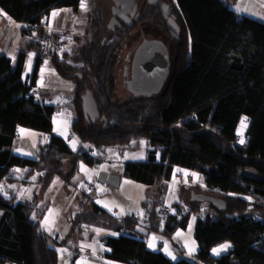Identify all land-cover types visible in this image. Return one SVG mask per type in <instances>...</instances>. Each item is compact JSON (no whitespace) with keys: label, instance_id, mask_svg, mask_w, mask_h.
I'll list each match as a JSON object with an SVG mask.
<instances>
[{"label":"trees","instance_id":"16d2710c","mask_svg":"<svg viewBox=\"0 0 264 264\" xmlns=\"http://www.w3.org/2000/svg\"><path fill=\"white\" fill-rule=\"evenodd\" d=\"M162 1L167 12L149 4L143 7L141 20L175 35L170 37L174 58L169 76L157 91L122 100L116 94L113 70L122 40L132 28L110 31L105 4L89 12L78 46L60 53L56 38L44 33L42 19L56 8L77 11L80 0H0V9L12 19L28 24L41 40L51 38L46 51L35 39L14 60L0 55V264H66L59 243L51 241L42 227L43 200L55 181L71 182L80 162L94 165L103 159L105 148L131 149L137 139L149 145L146 158L124 161V177L155 187L159 196L175 166L195 170L203 176V186L187 183L183 189L189 197L190 190L202 191L223 199L225 209L188 199L174 204V213L162 215L158 201L149 199L142 202L148 208L146 219L116 216L83 191L70 235L92 227L119 233L104 239L110 251L102 255L120 263L264 264V18L233 17L231 3L225 0ZM166 15L177 31L169 28ZM29 49L37 50V56L27 82L22 73ZM44 58L60 75L72 79L75 116L69 127L77 142L74 148L51 132L55 106L32 93ZM87 91L99 113L98 119L88 122L82 100ZM244 117L248 126L240 142L236 129ZM18 126L48 134L47 141L33 150L34 158L15 153ZM89 145L94 154L87 150ZM15 168L26 169L25 175L17 176ZM33 184L40 189L32 186L27 196L23 187ZM192 218L199 249L189 254L174 234ZM152 232L172 242L180 256L177 261L147 248ZM224 241L232 250L212 256L210 249ZM65 259L73 264L75 256Z\"/></svg>","mask_w":264,"mask_h":264},{"label":"crops","instance_id":"0c3cea01","mask_svg":"<svg viewBox=\"0 0 264 264\" xmlns=\"http://www.w3.org/2000/svg\"><path fill=\"white\" fill-rule=\"evenodd\" d=\"M80 7L81 6L79 5V8ZM64 8L66 7L53 9L47 17H50L51 19L54 18L55 16L52 15L53 12L59 13ZM83 13L86 14L84 11ZM1 23L2 26L0 25V35L2 29L5 27H9V30L5 31L8 35L7 42H3V36H0V55H5L11 60H14L17 53L21 49H24V46L28 44V41L25 40L18 42L15 34H17L18 31L31 33L32 30H25L21 25L28 24L12 19L8 13L0 9V24ZM40 38L41 36H39L36 40H40ZM55 40V47L61 46L60 38H56ZM30 53L32 54L31 57L29 56ZM36 56L37 50H27L24 71L22 73L23 80L27 81L30 79ZM49 65V60L44 58L38 66L37 77L35 79V84L32 87V93L40 102L55 106V111L51 117L52 134H56L62 138L64 137L65 140L70 139L68 144L70 145L73 143L76 146L77 142L70 133L69 127L75 116L74 107L71 102L73 85L69 86V84H67V77L60 75L54 67L50 68ZM48 77L52 78L53 81H48ZM58 79H60L61 82H59ZM66 88H69L67 93H65V90H67ZM62 91L63 94H60ZM47 138V133L24 126H18L16 129V145L14 151L20 156L34 158L35 155L33 150L37 147V145L43 144L47 141ZM136 143L137 142H134L131 150H129L131 155L127 159H123L124 153H121V150L119 151L121 155L120 160L122 159L124 162L126 160H144L146 158V149L148 146L146 141L144 142V146L142 145L138 151ZM70 147L74 148L73 146ZM87 150H90V148L87 147ZM109 161L112 160H108V165L104 164L106 162L103 161V166L98 167H90L86 164H81V166L83 165V170L81 167L79 179L80 182L86 186L85 188L92 191L91 193L94 195V202L99 207L116 216L131 214L137 216L138 218L146 219L148 217V208L144 207L142 202H146L149 199H155L158 201L156 206L157 209L166 205L170 206V213H174V204L177 202H186L190 199L189 191L182 189L184 187H188L187 183H197L203 186V176L201 173L195 170L175 166L169 181L166 183L162 195L158 196V193L156 194L155 187L147 186L140 182L126 178L123 175L121 176L120 186L116 189L117 191H115V188H111L106 183H100L97 180V172L101 169L107 171L116 170L122 174L123 162L121 165H118L117 163ZM25 170L26 169L15 168L14 172L17 176L21 177L25 174ZM176 183L178 188L174 191ZM87 189L83 191H87ZM25 199V196H22L21 200ZM77 199L78 200L76 202L73 201V204L69 209H65L64 206L61 210H59L54 207V205H56L54 203L51 205L46 204L45 211L41 219V224L44 228L46 226L45 224L50 225L45 230L50 235L51 241L59 243L58 246L60 253L63 256L62 258L74 255L75 259L73 264H77L78 261H84V264H132L109 260L104 258L102 255L103 253L110 251V247L106 245L104 239L107 236H117L119 233L108 231L103 227H92L90 230L87 228H83L82 230L76 229L70 235V232L72 231L70 227L72 222L71 218L74 217L79 209L80 196ZM194 222L195 218H192L184 229L179 228L174 234L176 241L189 254L196 253L199 249L198 243L194 237ZM150 243L153 247L149 246ZM159 243H162L160 248ZM225 244L232 247L230 242L224 241L210 249L211 255L218 257L222 254L223 251H220L219 254H214L212 250ZM146 246L151 251L162 252L172 261H177L180 257L179 254L175 252L176 248L173 247L172 242L167 239H163L157 233L152 232L148 235L146 239ZM65 249L66 251H61Z\"/></svg>","mask_w":264,"mask_h":264},{"label":"rangeland","instance_id":"374dc122","mask_svg":"<svg viewBox=\"0 0 264 264\" xmlns=\"http://www.w3.org/2000/svg\"><path fill=\"white\" fill-rule=\"evenodd\" d=\"M225 1L231 3V6L234 10L233 17H237L239 15H248V16L259 18V19L264 18V0H225ZM85 2H86V9H82L80 7L77 11H74L71 8L66 7L62 11H60L58 13V15H55L54 18L51 19L50 17L46 16L42 19L44 33L49 34L51 37L60 38L61 46H59V48H58V51L60 53L62 51L71 50L77 44V42H79V39H81V35L84 34L86 27H87V24H88V21L90 20L89 12L91 10H93V8L96 6L99 7L100 5H104V4L106 6H108L111 1L110 0H94V2L96 4L93 3L91 0H85ZM80 3H81V0H80ZM83 11L86 14H84ZM111 11H112V7H111ZM0 25L2 26V23ZM21 26L24 27L25 30H28V31L32 30V31H31V33H23L21 31H18L17 34H15V36L17 38L16 40L18 42H21L22 40L30 42L32 40L37 39L40 36V34L36 30L31 29L30 26H28V25H21ZM8 30H9V27H5L1 31L0 36H3V38H2L3 42H7V40H8V35L5 32ZM171 38L169 37V35L166 31H164L161 28L156 27L153 21L140 19L137 23H134V28L132 30H130V33H128L127 37L124 40H122V43L120 46V55L118 57V61L115 65V68L113 70V77H114L115 86H116V94L120 99L123 100V99L133 98V97H136L138 95H144L146 93L142 89H139V90L136 89L137 91L136 90L132 91L127 87V84L129 82H127V83L124 82V79L127 81V80H129L128 78H130V69H131L130 61L132 59L134 49L141 42H143L145 40L149 41V40L158 39L163 45L162 46L158 42L161 45L160 47H161L164 55L167 54L166 55V61L168 62V67H170L172 64L173 58H174V49H173V45H172V43H174V42ZM163 53H162V55H163ZM123 65L125 66V77L123 74ZM165 65L166 64L163 63V66H165ZM49 66H50V68H53V66L51 64ZM169 72H170V69H168V73L166 75L165 82L169 76ZM67 79H68L67 84H69V86L73 85L72 79H70L68 77H67ZM48 81L52 82L53 79L48 77ZM58 81L61 82L60 79H58ZM27 82H28V80H27ZM66 89L67 90H65V93H67L69 91L68 90L69 88H66ZM60 94H63V91ZM92 97H93V95H92ZM93 99L96 102L94 97H93ZM96 105H97V103H96ZM97 111H98V109H97ZM92 114L94 115L93 111H92ZM85 119L87 122L93 121V120H91L89 115H87L85 117ZM101 119H103L102 116H101ZM247 126H248L247 121L244 120L243 125H242V120L239 121V124H238L237 129H236V134H237L240 142L244 140V133H245ZM62 139L65 140L64 137ZM69 140L70 139H68V140L66 139L65 142L68 144ZM145 141H146L145 139H137L134 141V142H137L136 143V145H137L136 147L138 148L137 151L142 147V145L144 146ZM141 142H143V143H141ZM146 143H147V141H146ZM69 146H73V143H71ZM88 148H90L89 151L91 152V154H94L96 152L95 148L92 145H89ZM148 148H149V145L147 146L146 151H148ZM129 150H131V149L130 148L123 149V148H120L118 146L105 148L104 151H102L103 159H101V161L97 162L96 164L91 165L90 167L103 166L104 162H106L104 164L108 165L109 159L112 160L109 162H114V163H117L118 165H121L123 160L122 159L120 160V157H121L120 152L124 153L123 159H127L131 155V152ZM157 156H159V155L157 154ZM81 164H85V163L80 162L79 173L76 174L72 178V180L69 184L60 183L56 179L57 181H55V184L52 185L53 189L50 190V188H49L50 191L48 190L49 195H47L48 194V191H47V193H46L47 196L43 200V203H46L49 205L54 203V204H56V205H54V207L56 209L61 210L64 206H65L64 207L65 209H69L70 206L73 204V201L76 202L78 200L77 198H79L81 192H83V190L87 189V188H85L86 186H84V184L82 182H80V179H79L80 172H81V169H80ZM87 166H89V165H87ZM112 171L118 172L116 170H112ZM24 173H26V170L24 171ZM24 175H22V176H24ZM35 177H36V174H34L32 176V178H35ZM38 185L39 184H37V185L33 184L31 186H25V187H23V190L26 191L27 196H30L31 195L30 190L33 187L35 190L40 189V187ZM52 186H50V187H52ZM177 188H178V186L176 183L174 191H176ZM115 191H117V190L115 189ZM86 192H88L89 194H92L91 193L92 191L89 189H87ZM18 195H19V199H21L22 196H20V194H18ZM25 198H26V196H25ZM45 225H46L45 228L42 226L44 230L50 226L49 224H45ZM231 250H232V247H227L225 250H222L223 253L220 254L218 257H220L221 255H223L225 253H228ZM62 259L64 260V262L67 263L65 258H62ZM7 264H10V263H7ZM62 264H63V262H62Z\"/></svg>","mask_w":264,"mask_h":264},{"label":"flooded vegetation","instance_id":"af4514ba","mask_svg":"<svg viewBox=\"0 0 264 264\" xmlns=\"http://www.w3.org/2000/svg\"><path fill=\"white\" fill-rule=\"evenodd\" d=\"M149 4L160 7L162 10L167 12V5L162 0H125L123 2L122 9L119 10L118 7L114 6L113 2H110L107 6V11H109V16L106 22V27L114 32L117 30H123L125 28H134V23H137L141 17L145 6L148 7ZM112 7V11H111ZM115 14L116 20L113 19L110 22L112 15ZM119 14V15H118ZM123 19H121L120 17ZM127 16V17H126ZM166 21L169 16H165ZM168 24V22H167ZM131 29V30H132ZM170 32V31H169ZM171 34V35H170ZM169 37L175 35L170 32ZM83 35V34H82ZM81 35V37H82ZM162 43L158 39L145 40L141 42L133 52L132 59L130 61V78L124 82H129L127 87L130 89H142L144 92H155L161 88L165 83V78L168 73V62L166 61V55H164L161 45ZM78 46V42L74 47ZM163 46V45H162ZM165 52V51H164ZM163 53V55H162ZM163 63L166 64L167 70H165ZM123 74L125 77V66L123 65ZM161 80V84L156 89L153 86L157 84L156 82ZM136 90V91H137Z\"/></svg>","mask_w":264,"mask_h":264},{"label":"water","instance_id":"95a60500","mask_svg":"<svg viewBox=\"0 0 264 264\" xmlns=\"http://www.w3.org/2000/svg\"><path fill=\"white\" fill-rule=\"evenodd\" d=\"M124 1L125 0H113V4H114V6L118 7L120 10V9H122ZM133 1L134 0H131V3H133ZM116 17L117 16L115 14H113L111 19H110V22H112L113 19L116 20L117 19ZM167 22H168V26L171 30L177 31L176 23L171 18H168ZM164 68H165V70H167L166 65L164 66ZM156 83L157 84H155L153 86V89H156L157 87L160 86L161 80L156 82ZM82 100H83L84 115L85 116L89 115V117L93 121L96 120L99 117V113L97 111V105H96V102L94 101V99L92 97V94L89 91H87L82 96ZM92 111L94 112V115L92 114ZM121 176H122V174L120 172H115V171H106V170L101 169L97 172L98 182L106 183L108 186H110L111 188H115V189H118L120 186ZM190 199L200 202V206H207L209 204H212L217 209H222V210L225 209V203H224L223 199L216 197V196H211V195L206 194L202 191L194 192L193 190H190Z\"/></svg>","mask_w":264,"mask_h":264},{"label":"snow or ice","instance_id":"6c2138e0","mask_svg":"<svg viewBox=\"0 0 264 264\" xmlns=\"http://www.w3.org/2000/svg\"><path fill=\"white\" fill-rule=\"evenodd\" d=\"M80 6H81L82 9H86V2H85V0H81ZM52 15L55 16V15H58V13L57 12H53ZM31 55L32 54L30 53L29 56L31 57ZM244 119H246V118H244ZM243 124H244V120L242 119V125ZM241 142H243V141H241ZM141 143H143V142H141ZM74 146L75 145L73 144V147ZM81 167H82V170H83V165ZM97 231H99V230H97ZM178 235H179V233H178ZM149 246L150 247H153V245L151 243L149 244ZM227 247H229V245H227V244L221 245L218 248H214L212 251H213L214 254H219L220 251L225 250ZM61 251H66V249L65 250H61ZM77 264H84V261H78Z\"/></svg>","mask_w":264,"mask_h":264},{"label":"built area","instance_id":"2783aa9c","mask_svg":"<svg viewBox=\"0 0 264 264\" xmlns=\"http://www.w3.org/2000/svg\"><path fill=\"white\" fill-rule=\"evenodd\" d=\"M41 41H42V50L46 51V47L48 46V43L51 41V38L50 37H44ZM244 118H246V117H244ZM244 118H242V119L247 121V118L246 119H244ZM157 210L160 212V214L166 215L170 212V206L164 205V206L159 207Z\"/></svg>","mask_w":264,"mask_h":264}]
</instances>
